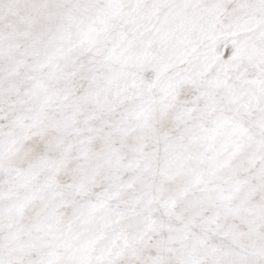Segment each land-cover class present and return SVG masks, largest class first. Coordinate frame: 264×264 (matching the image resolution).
<instances>
[{
  "label": "snow or ice",
  "instance_id": "6c2138e0",
  "mask_svg": "<svg viewBox=\"0 0 264 264\" xmlns=\"http://www.w3.org/2000/svg\"><path fill=\"white\" fill-rule=\"evenodd\" d=\"M0 264H264V0H0Z\"/></svg>",
  "mask_w": 264,
  "mask_h": 264
}]
</instances>
